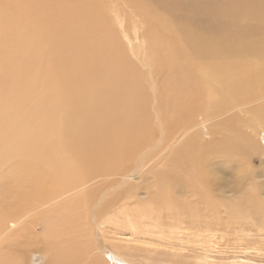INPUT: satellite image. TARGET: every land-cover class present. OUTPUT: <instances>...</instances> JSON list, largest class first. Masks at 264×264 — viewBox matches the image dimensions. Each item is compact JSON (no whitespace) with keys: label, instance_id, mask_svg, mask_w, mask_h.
Masks as SVG:
<instances>
[{"label":"bare ground","instance_id":"1","mask_svg":"<svg viewBox=\"0 0 264 264\" xmlns=\"http://www.w3.org/2000/svg\"><path fill=\"white\" fill-rule=\"evenodd\" d=\"M257 137L264 0H0V264H169L106 227L256 214L228 178ZM226 157L243 162L215 179Z\"/></svg>","mask_w":264,"mask_h":264},{"label":"rangeland","instance_id":"2","mask_svg":"<svg viewBox=\"0 0 264 264\" xmlns=\"http://www.w3.org/2000/svg\"><path fill=\"white\" fill-rule=\"evenodd\" d=\"M211 138L214 139V136L210 133L203 140L206 142L204 144L211 142ZM250 138L253 140L252 135ZM254 140L256 141L253 144L254 148L251 146L248 147V166L240 167V169L247 168L249 174L244 179L242 186L237 187L232 185L233 179L228 178L231 189H237L236 191H238L236 195L234 194V198L232 197L234 201L240 197L244 198L247 203L249 199L251 200L255 196H258L260 200L264 199V140L258 137L254 138ZM231 158L226 157L225 159L218 160L219 164L214 169L215 179L221 176H228V174L233 177V174L237 173L236 170L243 162V159L241 158L242 162L239 163L236 158L235 160L234 157L232 158L233 160ZM153 165L151 163L149 167ZM249 166H251L250 169ZM149 167L147 165L143 169V172L147 171ZM221 169L222 172H219ZM234 169L236 170L234 171ZM219 173H221V176H219ZM115 178L118 179L117 177ZM115 178L111 176L98 178L88 187L96 183H104V181L112 182ZM145 180L146 178L144 176L140 182V187H145ZM150 182L151 180L148 181V183ZM255 186L258 188H255ZM229 195L227 194V196ZM188 199L191 202L193 201L191 198ZM260 203V205H257V208L261 210L259 209L256 214L251 212L252 214L245 220H242V216L233 220L229 219L227 221V229L225 231L215 232L214 234L205 231L207 230L206 225H203L204 231L189 230L184 228V226H182V229L178 227L155 228L153 227L157 225L155 223L156 219L153 222V218H157L155 215L148 217L151 218L152 223H155L152 226L148 225L151 224L150 219L143 218L141 221L144 224L147 223V226L143 225V227L142 224L140 225V220L138 224L142 227L138 225L139 228L136 226V229H128L121 224L119 226L115 225L117 223L112 222L111 225L106 227V231H103L104 234L107 232V235H105L107 244L115 245L118 248L127 247L139 251L142 254L148 255L150 253L152 257L162 258L164 262L169 264H173L175 259L176 261L187 262L189 264H264V204L262 201ZM245 211L243 210L242 214ZM183 219L187 220L188 218ZM231 222H233V226L230 225ZM241 222L242 224L239 225ZM118 238L121 240H119L120 242L117 240ZM107 259L110 264H127L120 257L113 260V257L108 256ZM31 261H34L32 264H41L40 255L34 257Z\"/></svg>","mask_w":264,"mask_h":264}]
</instances>
